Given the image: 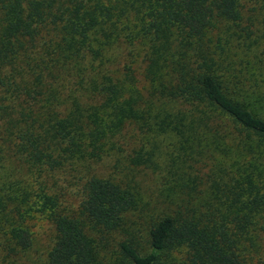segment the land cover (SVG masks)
Here are the masks:
<instances>
[{
    "label": "trees",
    "instance_id": "1",
    "mask_svg": "<svg viewBox=\"0 0 264 264\" xmlns=\"http://www.w3.org/2000/svg\"><path fill=\"white\" fill-rule=\"evenodd\" d=\"M253 14L264 0H0V264L38 222L44 264H264V60L258 79L230 55Z\"/></svg>",
    "mask_w": 264,
    "mask_h": 264
},
{
    "label": "rangeland",
    "instance_id": "2",
    "mask_svg": "<svg viewBox=\"0 0 264 264\" xmlns=\"http://www.w3.org/2000/svg\"><path fill=\"white\" fill-rule=\"evenodd\" d=\"M249 14L245 13L244 17H248ZM250 25L249 22L246 23V20H243L240 25L245 26ZM251 28L253 30L252 35L245 39L243 45L234 43L233 47L230 48V55L233 56L236 61H244L248 62L249 65H246L244 71L248 75L258 76V66L260 63L258 59L261 58L264 60V20L262 16L253 14L252 15V24ZM133 64L132 66L135 68L137 75L141 74L142 65H140V58L136 57V53L133 52ZM244 66V64H243ZM263 78V76H258V79ZM261 82V80H259ZM261 85L262 82L260 83ZM128 136L137 138L134 134L133 129H127ZM138 180L141 186L144 188V201L149 202L150 204L153 201H159L161 198L164 200V196L162 195L163 189H161V179L155 174H151L150 172H141L139 174ZM160 197V198H159ZM53 237V229L47 222H38L34 228V236H33V245L29 251L23 256L22 260L17 264H44L46 250L52 240Z\"/></svg>",
    "mask_w": 264,
    "mask_h": 264
}]
</instances>
